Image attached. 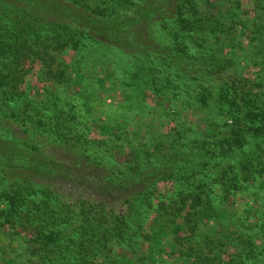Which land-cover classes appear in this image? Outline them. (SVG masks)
Returning a JSON list of instances; mask_svg holds the SVG:
<instances>
[{
  "label": "trees",
  "instance_id": "trees-1",
  "mask_svg": "<svg viewBox=\"0 0 264 264\" xmlns=\"http://www.w3.org/2000/svg\"><path fill=\"white\" fill-rule=\"evenodd\" d=\"M150 1L98 0V5L93 8L89 0H0V229H4L0 231L8 229L7 235L14 239L25 237L29 250L28 264H152L169 234L176 235L175 241H179L177 237L182 232L187 231L193 236L203 212H209L212 218L216 216L210 196L203 191L184 194L179 204L162 208V229L146 236L140 235L143 226L138 224L135 228L132 222L142 209L130 216H119L105 203L90 201L82 202L75 207L78 209H74L46 181L47 177L59 175L61 171L66 173L64 167L59 169L57 161L55 163L46 157L43 150L32 142L14 137L3 123L4 119L12 120L26 132L33 127L38 133L67 143L69 134L81 124L74 101L81 97L79 91L85 87L86 65L83 61L99 54L101 48H107L108 54L104 57L109 61L115 53L111 50L113 46L138 52L131 58L137 68L133 77L144 78L148 90L160 96H165V91H172L173 95L181 98L190 95L194 88L195 101L202 107L210 105L209 99L215 94L210 85L213 64H200L193 54V47L184 39L179 41V34L175 35V50H165L162 43L146 40L142 33L127 27V22L133 20V14H138L141 5ZM256 1L264 5V0ZM171 5L175 9L179 33L187 34V37L195 36L198 28L205 30L209 25L206 26V22L210 23V18H204L205 14L200 12V0H173ZM216 25L221 34L227 31H223L225 24L217 21ZM249 25L258 27L264 25V21L263 24L254 21L245 24L246 27ZM198 40L200 37L196 42ZM206 43L201 42L196 47L204 48ZM67 52H73L77 59L80 56L86 59L66 64L62 56ZM149 57L154 59V66L145 72ZM160 72H163L161 80L156 76ZM103 74L110 76L112 73L103 71ZM35 83L41 85V92L34 98L29 88ZM97 84V90H100L106 82L99 78ZM222 86L220 101L228 111L227 119L233 123L229 135L217 141L203 142L198 150L191 147V154L181 156L185 159L181 162L207 165L205 163L213 158L222 156L225 146L244 153L247 135L256 144L255 150L247 154L251 158L249 163L256 159L257 152L264 154V98L259 93L252 94L251 89L232 91L233 86L226 82ZM92 90L97 91L96 88ZM71 92L77 97L69 95ZM85 105L90 110L89 104ZM183 148L185 150L186 145ZM141 153L142 150L139 151ZM90 159L91 156L88 161ZM136 165L142 171L147 168L145 160L137 161ZM100 166L97 162H85L75 165V170L81 174L82 168L89 173L87 177H94ZM178 173L177 166H174L163 176L156 175L158 179L176 180ZM118 174L123 175L120 177ZM127 176L128 169H122L118 173H107L105 178L108 187L114 188L118 181L129 180ZM6 178L12 179V183L3 186ZM106 188L105 185L103 189ZM147 210L144 213L150 212ZM220 236L224 237V233ZM138 237L151 241L155 247L145 262L130 258L116 261L114 248L125 245L129 250L139 242V239L134 241ZM253 237L237 236L244 247L228 263L223 261L221 254L215 253L222 242L216 245L213 240L214 249H209L208 254L204 250L190 254L192 264H239L241 261L244 264L253 261L257 256L256 248L259 249ZM261 238L264 245V230ZM228 244H234V240ZM172 249L174 251L175 248Z\"/></svg>",
  "mask_w": 264,
  "mask_h": 264
},
{
  "label": "rangeland",
  "instance_id": "rangeland-1",
  "mask_svg": "<svg viewBox=\"0 0 264 264\" xmlns=\"http://www.w3.org/2000/svg\"><path fill=\"white\" fill-rule=\"evenodd\" d=\"M172 1L152 0L142 4L140 12L133 14V20L127 22V27L142 33L146 40L162 43L165 50H175V35L179 34V41L184 39L193 47V54L200 64H213L210 85L215 94L209 99L210 105L202 107L195 101L194 88L190 90V95L181 98L173 95L172 91H165V96H160L148 90L144 78L133 77L137 68L131 58L138 52L113 46L111 50L115 53L109 61L104 57L108 54L107 48H101L99 54L88 58L89 61H83L86 59L83 56L77 59L73 52L62 56L66 64L81 60L86 65L85 87L79 91L81 97L74 101L81 124L69 134L67 143L38 133L33 127L26 132L12 120L4 119L3 123L14 137L32 142L43 150L46 157L57 161L59 169L64 167L66 173L61 171L59 175L47 177L46 181L66 203L78 209L75 207L82 202H103L119 216H130L142 209V213L132 221L135 228L138 224L143 226L140 230L142 236L162 229V208L179 204L184 194L203 191L209 195L216 216L212 218L209 212H203L193 236L181 231L182 234L177 237L179 241H175L176 235L169 234L152 264H192L190 254L201 250L208 254L209 249H214L213 240L216 245L222 242L215 253L221 254L223 261L228 263L242 251L244 246L237 238L242 235L246 239L247 236H254L259 248H256L254 260L244 264H264L261 238L264 230V154L257 152L256 159L249 163L251 158L247 154L253 152L256 146L250 136L247 135L244 153L225 146L222 156L213 158L205 163L207 165L196 166L180 161L185 160L181 157L184 154H191V147L198 150L203 142L217 141L229 135L233 123L227 119L228 111L220 101L222 83L233 86L232 91L251 89L252 94L259 93L264 98V25L245 26L251 21L263 24L264 5L256 0H200V12L205 14L204 18H210V23L205 21L206 26L209 24L205 30L198 28L195 36L187 37V34L179 33L180 29L176 26ZM88 3L95 8L98 0H89ZM217 21L226 25L224 34L220 33ZM212 26H216L214 30ZM198 37L200 40L196 42ZM201 42H207L205 47L197 48L196 44ZM148 60L145 72L154 66V59L149 57ZM103 71L112 74L107 76ZM162 74L156 73V76L161 80ZM210 77L206 76V79L210 80ZM99 78H103L106 84L97 90ZM92 87L97 91H93ZM29 90L31 96L38 97L41 85L35 83ZM74 92L69 95L77 97ZM84 103L86 107L89 104L90 110L83 106ZM141 160L147 163L144 171L136 165ZM85 162H97V166L101 164L94 177H87L89 173L82 169H86L82 165V173L76 172L75 165ZM174 166L179 170L176 180L158 179ZM122 169H128L129 180H120L114 188L108 187L107 173H118ZM11 183L10 178L2 182L3 186ZM105 185L107 188L103 189ZM146 209L150 212L144 213ZM6 232L0 231V264H11L12 261L13 264H28L29 250L25 237L14 239ZM220 233H224V237ZM138 239L139 242L129 250L125 245L115 247L116 261L130 258L145 262L146 256L153 253L155 247L142 237L134 241ZM231 239L234 244L229 245ZM172 248H175L174 251Z\"/></svg>",
  "mask_w": 264,
  "mask_h": 264
}]
</instances>
